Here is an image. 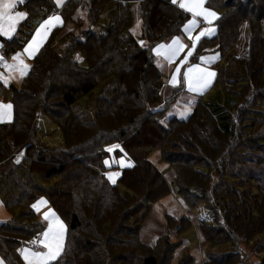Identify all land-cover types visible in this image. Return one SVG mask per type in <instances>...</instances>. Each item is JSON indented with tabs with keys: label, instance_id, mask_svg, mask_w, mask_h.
Returning <instances> with one entry per match:
<instances>
[{
	"label": "trees",
	"instance_id": "trees-1",
	"mask_svg": "<svg viewBox=\"0 0 264 264\" xmlns=\"http://www.w3.org/2000/svg\"><path fill=\"white\" fill-rule=\"evenodd\" d=\"M111 2L114 22L98 34L93 28ZM206 6L219 13L217 33L198 42L192 60L221 52L225 64L218 66L217 82L224 97L205 105L197 125L169 117L185 89L181 81L163 99V72L153 53L157 44L183 35L191 14L172 0H67L58 9L63 24L53 29L20 87L0 85L1 96L11 94L15 116L0 123V196L13 215L0 223V256L7 264H24L19 248L44 230L32 207L40 199L67 227L64 251L53 264H166L169 235L147 245L139 233L152 204L174 186L196 209L203 203L212 210L221 239L203 264H247L264 253V0H207ZM19 7L27 11V30H19L22 39H4L7 54L32 37L30 17L56 9L54 0H25ZM135 14L148 47L130 32ZM245 23L249 46L240 55ZM82 99L91 122L73 109ZM41 115L61 129L63 147L50 150L39 139ZM113 144L133 161L117 183L107 178L111 167L104 164ZM154 150L173 165L171 178L150 160ZM173 220H167L171 231L190 229L191 219Z\"/></svg>",
	"mask_w": 264,
	"mask_h": 264
},
{
	"label": "rangeland",
	"instance_id": "rangeland-1",
	"mask_svg": "<svg viewBox=\"0 0 264 264\" xmlns=\"http://www.w3.org/2000/svg\"><path fill=\"white\" fill-rule=\"evenodd\" d=\"M66 1L67 0H63L62 5L57 6L56 0H54L56 9H54L53 13H51L47 17H43V14L30 17V21H29L30 28L28 27L27 28L32 33V36L35 34L40 24L43 23L44 20L48 19L50 16H53V15L60 16L62 23H63L62 16L60 12L58 11V9H60ZM114 3L115 2H111L108 5L102 18L100 19L99 24L93 28V30L96 33L102 34L108 28L112 26L114 22V18H115V11L113 9ZM18 4L14 11L24 12L26 13V16L25 18L20 20V22L18 23L16 27V31L12 35L11 39L13 38L15 39L17 37L19 33L18 30L22 28L21 25L29 19L25 8L19 7ZM79 13L81 15L85 14V12L82 10H80ZM216 13L219 14L218 12ZM200 22H202V25L195 29V31L193 32L194 36L197 35L202 28L209 27V25L204 23L202 20H200ZM59 25L61 24H58L57 26ZM137 25H139V27H137ZM141 26L142 25H141L140 17L138 14H135L134 23L132 24L130 28V32L138 40L140 45H141L140 41L141 40L144 41L143 46L142 45L141 46L145 48L149 46V42L142 37ZM70 27H72L71 23L67 25V28H70ZM211 27H214L216 29L215 33L211 36H205V37L210 38L217 33L218 27L216 23H213ZM53 28L49 32L46 41L49 39L51 32L53 31ZM178 37H180L181 41L185 43L186 45H188V47L185 48V50L180 54V56L177 58V60L174 63H171V64L167 63L162 58L157 57L153 51L155 58H156V63L159 65V67L162 69V72H163V89H162L163 99H167L168 97H171L172 92H173L172 88L175 87L170 83L171 78L173 74L175 73V69L177 65H179L180 63V60H182L183 57L187 55V52L191 48V44H192V41L188 39L187 34H185L184 32L182 36H178ZM249 38H250V34H249L248 24L245 23L242 26V36H241L240 44L237 49L238 54L245 55L248 52ZM4 39L11 40L4 36H0V44L5 43ZM172 39L161 42L159 44H169L171 43ZM31 40H32V37L30 38L29 41L25 42L23 48L19 49L18 51L11 52L10 54L1 52V48H0V55H3L5 57V60L7 63H12V57L16 53H23L24 48L27 46V44ZM195 52H196V49L193 50L192 56L188 58L187 63L181 66V73L178 76V80L180 81V83L181 81L183 83V72L186 71L188 66L194 65V64H200L201 67H207L210 71L215 72L216 75L213 78L210 86L207 89H205L203 92H191L188 90L187 85L183 83L185 90L183 93H181L178 96L175 104L170 107L168 114L170 118L176 117L178 119H188L192 121L195 125H197L200 123V112L204 111L205 105H207L208 103H211L214 98H218L220 96L224 97V92L222 90V87L217 82L218 81L217 80V69H218V66H223L225 64V59L220 51L212 49V50L205 52L204 54H201L198 57L197 61H193L192 58L194 57ZM37 53L35 54V56L37 55ZM76 57L81 58L79 54H77ZM201 57H205L206 61L202 63L200 60ZM211 57H217V58L211 60V62H208L207 58H211ZM24 59L26 63L30 65V68H31L34 58L29 59L27 55L25 54ZM81 61H84V60L82 59ZM0 73H3L5 76L9 75L8 70L4 67L2 63H0ZM23 78H21L18 73H14L12 74V79L9 80L7 85L4 84L3 81H0V85L2 84L5 86H9V84H13L16 87H20ZM180 83H178L176 86L180 85ZM85 101L86 99L80 100L73 106V109L77 114H79L82 117V119L85 122H91L93 120V115L89 110L85 108L86 107ZM0 103L12 105L11 94L8 91L4 90V96L0 95ZM14 118L15 116L13 114V110H11V118L10 119L6 118L5 120L0 121V123L10 122ZM260 128H264V123L261 124ZM37 130H38V137L41 141H43V144L45 145V147L48 146L52 148L50 149L46 147L47 149L53 150V149H58V147H63V136H62L61 129L57 125H55L46 115H41L39 117L38 122H37ZM110 148H114V150L108 151L109 154L105 158V161L106 160L109 161V164H110V166H107V167H111V170H109L108 173L118 172L120 174L122 169L133 165V161L131 160L129 155L125 152V150L120 145L113 144L110 147H108V149ZM162 156L163 155L161 154L159 150H156V151L154 150L151 152L149 158L152 162L155 163V165L163 173L167 174L168 177L171 178L172 173H174L175 169L173 168V165L164 161L162 159L163 158ZM121 161H124V166H121V163H120ZM119 176L114 178L115 183L118 182ZM120 189L122 191L125 190V188L122 185H120ZM192 201L193 199L191 196H188L187 199H184L177 192V188L174 186V188L172 189V193L170 195L152 204L151 211L149 212L147 217L144 219V223L142 224V227L139 233V239L141 243L151 245V244L156 243V241H158L163 236L169 235L170 237V241L173 244V246L169 248V252H166V254L164 255L166 259V264H179L183 260H185L187 256H190V257L193 256L195 258V261L193 259L194 264H203L204 261L209 257L211 253L218 251V249H216L217 248L216 246H218L219 244H217L216 242H218L221 239L220 238L221 235L217 231L216 225H214L213 223V219H212L213 213L211 212L212 210L208 207L206 208L203 203L198 207V209H196L195 207H193ZM12 218H13V215L7 210L4 204L3 198L0 196V223L9 222ZM169 218L174 219L173 220L174 222H178V221L181 222L188 218L191 219L192 221L190 223V227H189L190 229L182 234L177 233L176 231H171L169 229L168 221H167ZM40 220H41V215H40ZM66 233H67V229H66L65 234ZM165 243H166V240H162L163 246ZM212 245H214V247H212ZM23 248L31 249V247L28 244L21 246L19 250ZM0 259L4 262L1 256H0ZM261 260H264V253L261 255L252 256L251 262L247 264H254L255 262H259ZM135 264H141V262L136 261Z\"/></svg>",
	"mask_w": 264,
	"mask_h": 264
},
{
	"label": "snow or ice",
	"instance_id": "snow-or-ice-1",
	"mask_svg": "<svg viewBox=\"0 0 264 264\" xmlns=\"http://www.w3.org/2000/svg\"><path fill=\"white\" fill-rule=\"evenodd\" d=\"M25 0H0V36L11 39L12 35L16 31V27L20 20L25 18L26 13L14 11L18 3L22 4ZM57 6H61L63 0H56ZM173 5H177L185 13L191 14V19L184 25L183 32L187 34L189 40L192 41L191 48L188 50L187 55L180 60L179 65L175 69L170 83L176 86L180 81L178 76L181 73V66L187 63L188 58L192 56L193 50L196 49L197 43L202 37L211 36L215 33L216 29L211 27L213 22L219 19L218 14L208 8L207 0H172ZM200 20L209 25V27L202 28L197 35H193V32L199 27ZM58 24H62L61 17L58 15L50 16L44 20L43 23L37 28L35 34L32 36V40L24 48L23 53H16L12 57V63H7L5 57L0 55V63L8 70L9 75L5 76L0 73V81L4 84H8L12 79V74L18 73L21 78L26 76L30 70V65L26 63L25 54L29 59L34 58L35 54L43 46L47 39V36L51 29ZM139 27V25H137ZM143 46L144 41H140ZM188 45L183 43L180 37H174L169 44H159L153 51L155 55L162 58L167 63H174L180 54L187 48ZM0 48H3V44H0ZM217 57L207 58L208 62L216 59ZM79 59V57H78ZM201 62H205L206 58L201 57ZM216 73L210 71L207 67H201L200 64H194L187 67L183 72V83L187 85V88L191 92H203L212 83ZM11 104L0 103V121L6 118H11ZM118 147V146H117ZM114 148L107 149V151H113ZM23 155V153H21ZM16 163H20V158L17 157ZM121 166H124V161H121ZM106 166H110L109 161H104ZM120 174L118 172L107 173V178L115 183V177ZM47 201L40 199L32 207L37 211L40 210L42 205H46ZM44 220L47 221V229L40 235L42 239H39L38 243L43 250H32L30 248H23L20 250V254L25 264H53L57 262L62 255L65 248V232L66 226L59 216L51 209L44 213ZM36 243V241H33ZM0 264H4L0 260Z\"/></svg>",
	"mask_w": 264,
	"mask_h": 264
},
{
	"label": "crops",
	"instance_id": "crops-1",
	"mask_svg": "<svg viewBox=\"0 0 264 264\" xmlns=\"http://www.w3.org/2000/svg\"><path fill=\"white\" fill-rule=\"evenodd\" d=\"M19 5V4H18ZM51 13H53V11L51 12ZM50 13V14H51ZM49 14V15H50ZM218 16H219V14H218ZM28 21V20H27ZM26 22V21H25ZM216 22V20L213 22V23H215ZM63 24V23H62ZM61 24V25H62ZM23 25V24H22ZM21 25V26H22ZM202 25V22H200V24H199V27ZM60 26V25H59ZM57 27V26H56ZM55 27V28H56ZM198 28V27H197ZM26 28H24V27H22L21 28V30H25ZM54 29V28H53ZM20 30V29H19ZM19 30H18V32H19ZM27 30V29H26ZM17 37H20L21 39L23 38V37H25V35H18ZM30 40V39H29ZM2 52V51H1ZM43 200H45V199H43ZM39 201V200H38ZM47 201V200H46ZM37 203V202H36ZM35 203V204H36ZM49 209H53V208H51V206L49 205V203L47 202V204L46 205H42L41 207H40V210L39 211H37L36 209H34L37 213H38V217H39V221H41L42 222V224L44 225V230L43 231H45L46 229H47V221H45L44 220V213L46 212V211H48ZM55 212V211H54ZM56 213V212H55ZM57 214V213H56ZM40 215H41V220H40ZM60 218V217H59ZM61 219V218H60ZM65 226H66V224H65ZM66 229H67V227H66ZM42 231V232H43ZM65 238H66V234H65ZM21 255V254H20ZM22 257V256H21ZM1 260V259H0ZM4 260V259H3ZM22 260H23V258H22ZM24 261V260H23ZM4 263L5 264H7L5 261H4ZM25 264V263H24Z\"/></svg>",
	"mask_w": 264,
	"mask_h": 264
},
{
	"label": "built area",
	"instance_id": "built-area-1",
	"mask_svg": "<svg viewBox=\"0 0 264 264\" xmlns=\"http://www.w3.org/2000/svg\"><path fill=\"white\" fill-rule=\"evenodd\" d=\"M39 239H42V236L40 235V233H37L36 235H34L29 241H27L26 244H28L32 250H43L38 241ZM33 241H36V243H33Z\"/></svg>",
	"mask_w": 264,
	"mask_h": 264
}]
</instances>
